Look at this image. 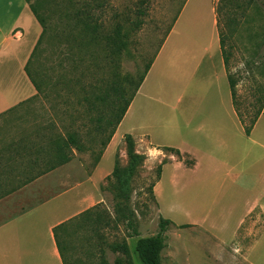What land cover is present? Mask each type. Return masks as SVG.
Segmentation results:
<instances>
[{"label":"crops","instance_id":"0c3cea01","mask_svg":"<svg viewBox=\"0 0 264 264\" xmlns=\"http://www.w3.org/2000/svg\"><path fill=\"white\" fill-rule=\"evenodd\" d=\"M191 1L186 0L182 6L99 159L90 164L86 161L88 155L72 148L69 161L45 170L50 159L48 134L40 128L45 123L35 121L30 125L32 116L24 110L38 98L34 97L36 89L25 65L42 28L28 1L0 0V264H64L53 229L105 202L106 191L102 186L113 170L116 149L118 158L126 154V148L120 146L126 136L132 138L137 153L161 162L153 193L162 217L170 219L172 225L188 224L209 234L211 251L207 257L219 258V262L230 258L255 264L253 248L264 232V112L246 134L232 101L214 0H209L208 15L200 11L190 21L198 31H185L176 38ZM31 33H35L34 39L29 38ZM188 45H192L191 53ZM166 55L173 66H181L183 72L185 67L188 78L195 79L200 70L209 77V85L220 95L211 96L210 101L219 100V111L197 118L184 114L179 107L182 92L176 89V114L171 118L162 116L164 91L157 88L153 74L161 56ZM16 65L22 71L20 81L12 73ZM33 118L38 120L36 115ZM169 148L187 154L194 163L186 165L176 153L167 151ZM217 172L224 174L220 176L224 202L218 210V220L206 215L196 217L190 207L181 208L184 220L174 219L177 206L162 205L165 182L174 190L205 182ZM254 188V192L249 191ZM247 191L251 195L242 199ZM238 205L242 210L236 213L233 237L228 240L216 235L227 230ZM259 219L261 223L255 227Z\"/></svg>","mask_w":264,"mask_h":264},{"label":"rangeland","instance_id":"374dc122","mask_svg":"<svg viewBox=\"0 0 264 264\" xmlns=\"http://www.w3.org/2000/svg\"><path fill=\"white\" fill-rule=\"evenodd\" d=\"M96 1L103 0H72L75 7L81 8L84 7L85 2H90L93 18L103 20L105 23L113 22L115 12L120 14L119 21L124 23L129 33L126 50L121 56L118 69L121 73H128L138 78L157 54L186 0H149L144 4V15L138 18L134 16L133 11L129 13V10L137 5L138 0H104L105 9L103 11L93 7ZM214 1L216 3L218 0ZM55 2L58 6V13L53 14L51 18L53 21L62 23L63 30L57 35L64 37L68 33V27L63 12L66 7H69V0H55ZM209 3V0L190 2L181 19L176 38H180L181 33L185 31L188 33H194V29L198 31L196 24L190 21H193L200 11L204 13L203 15H208ZM230 7L231 13L227 14V18L233 17L236 28L226 42L227 48L229 47L228 51H230L227 72L237 80L236 104L245 122L248 123V118L255 115L258 110L261 109L264 112V0H253L250 4L247 0H235V4H231ZM132 19L140 20L139 28H130ZM50 34L53 35L52 32ZM34 36L35 33H31L29 38L34 39ZM55 38L52 36V38L46 37L43 40L42 55L39 63L34 66L44 80V92L24 110L32 116L28 122L30 125H33L35 121L46 123L50 120L54 121V131H78L87 149L77 152L88 155L86 161L93 164L102 147L101 143L110 133V126L104 127L102 131L91 128L86 134L93 124L89 118L103 117L104 121L117 111V109L110 111V98L107 101L109 104H102L93 100V96L100 87L110 85V80L113 79V67L105 60L104 51L94 44L88 45L82 61L75 69H71L67 59L63 60L61 65L54 66L52 54ZM63 44V42L60 44L61 48H64ZM187 48L190 53L193 51L192 45H188ZM63 57L65 58L64 54ZM17 66L13 68L12 73L20 81L22 71L20 72ZM179 67L178 65L173 66L169 56L166 55L164 58L161 56L155 68L156 73L153 74V79L158 81L156 82L157 88L164 91L162 95L164 105L160 109L162 116L171 118L176 114L177 110L174 107L176 89L182 92V102L179 107L183 109L184 114L195 115L197 118L200 114L219 111L221 109L219 100L210 101L211 96L218 98L220 95L209 85V77L200 70L195 79H190L185 73V67L184 72ZM196 81L200 86H196ZM53 83L56 84L53 85ZM85 95L89 99L92 97V101L97 104L96 108L89 109V100L84 99ZM35 115L38 120L33 118ZM124 141L120 146L126 148L127 152V139ZM167 151L171 150L167 149ZM118 155V149H116L113 159L118 158ZM113 159L110 158V165H113ZM181 159L185 164V159L192 161L187 154ZM118 160L121 166H126L129 157L126 153L122 159L119 157ZM160 166L159 160H149L144 155V159L129 179L130 199L126 210L120 211L124 200L118 196L113 177L107 180L102 186L106 191L105 202H102L99 207L108 213L107 220L103 221L98 229L90 222H85L70 231L68 248L65 253L68 264H96L100 255L112 264L117 257H122V253L112 251L110 244L124 240L130 247V256L134 264H143L136 253L135 241L139 237L153 235L159 229V217L162 215L158 211L157 201L153 198L150 188L159 175ZM220 176L224 177V174L217 172L205 182L192 183L174 190H171L170 185L165 182L162 205L165 208L171 204L177 206L173 212L174 219L184 220L182 218L183 209L190 207L196 217L206 215L209 219L218 220V210L224 202V197L221 199L223 195ZM249 191L254 192L255 188ZM249 191L242 195V199L251 195ZM231 199L234 200V195ZM241 210L242 208L238 205L228 222L227 230L224 229L221 234L216 232V235L230 240L236 226V213ZM129 211L133 212V216H130ZM129 216L133 221L131 226L127 222ZM260 223L261 219L255 227ZM181 225L184 224L167 226L165 247L161 252L163 264H247L243 261L235 262L230 258L219 262V258L213 260L207 257L208 252L211 251L210 235L196 231L191 225L187 224L186 227ZM134 229L137 235H131ZM101 249L102 254L99 252ZM252 260L255 264H264V232L258 236L253 248Z\"/></svg>","mask_w":264,"mask_h":264},{"label":"trees","instance_id":"16d2710c","mask_svg":"<svg viewBox=\"0 0 264 264\" xmlns=\"http://www.w3.org/2000/svg\"><path fill=\"white\" fill-rule=\"evenodd\" d=\"M26 1L29 2L30 10L42 28L41 33L25 65V72L36 89L34 97H40L44 92V80L39 76L38 69H36L34 66L35 64L37 65L39 63V58L41 57L43 50L41 48V44L46 37H56L52 54L54 66L61 65L63 63L62 61L67 59L71 69H75L82 61V58L88 49V45L94 44L95 46H99V49L104 51L105 60H107L109 65L111 63V66L113 67V79L110 80V85L100 87L98 92L93 96V100L95 99L96 102L99 101L102 104L110 103V111H115L116 109L117 111L112 116H110V118L108 117L104 121L103 117H97L96 119L89 118L90 122L94 125L92 124V126L86 131V134H88L91 128H94L96 131H102L104 127H107L108 125L110 126V133L107 139L101 143L102 147L95 157L94 162H96L99 159L104 147L111 139L116 126L122 119L127 107L138 90L152 60L147 64L144 72L138 78L131 74L121 73L119 71V62L121 56L126 50L129 32L125 28L124 23L119 21L120 14L118 12L114 13V17L112 18L114 19L113 22L105 23L103 20L93 18L90 11V6L92 5L90 2H85L84 7L81 8L75 7L72 0H69V7H66L63 12V16L67 22L68 33L64 37H59L57 33L63 30L62 23H59L56 20L53 21L51 18L53 14L58 13V6L55 0ZM147 1L149 0H138L137 5L131 8L132 10L130 9L129 13H132L133 11L134 16L137 18L144 15V4ZM251 2H253V0H247L248 4ZM104 3V0L96 1L93 7L103 11L105 9ZM231 4H235V0H218L214 6L219 43L226 71L228 68V56L230 54V51H228L229 47L227 48L226 42L230 39L231 35H233V32L236 28L233 17L227 18V16L231 13ZM139 26L140 20L132 19L130 28L136 29L139 28ZM50 32L53 33L52 36ZM62 42L64 43V48L60 47ZM63 54L65 58L63 57ZM227 78L231 89L234 108L243 124L245 133L249 134L262 110L260 109L255 113V115L250 116L248 118V123H246L241 111L238 109L235 100V86L237 84V80L228 72ZM55 84L56 83H53V85ZM86 96L87 95H85L84 99L89 100V109L92 110L93 108H96L97 104L96 102L92 101V97L89 99V97ZM109 98L110 102L107 103ZM53 127L54 121L50 120L40 127L48 134L47 143L48 147L50 148V159L47 160L48 166L45 168V170H49L56 165H60L69 161L72 157V148H75L79 151H84L87 149L78 131H54ZM125 139H127L128 143L126 153L129 157V162L126 166H121L118 158L116 157L113 170L110 174V177H108V179L113 177L116 183V188L118 189V196L121 197L120 199L124 200L122 203L123 207L120 209V211L127 209L130 199L129 179L135 173L137 166L144 159L143 154L137 153L134 150V142L132 138L130 136H126ZM169 150L182 158L183 155L178 149L169 148ZM185 162L188 166L194 163V161L187 159H185ZM153 185L154 184L151 185L150 190L153 198L155 199ZM101 204L102 203H98L54 227V237L59 254L64 264H68L65 253L68 248L67 243L70 231L75 227L81 226V224L85 222H90L91 225L98 229L100 224L107 220L106 218L108 217V213L105 210L99 208ZM129 214L130 216H133V212H130ZM130 216L128 217L129 219L127 222L128 225L131 226L133 221ZM170 223H172L170 219L160 216L158 222V231L150 236L139 237L135 241L136 253L143 264H163L161 251L165 246V231ZM181 226L186 227L188 225L184 224ZM137 234L138 233L136 229H134L131 235ZM110 249L112 251H118L122 253V257H117L112 264H134L130 256V247L126 240L111 243ZM99 252L102 254V249ZM96 264L109 263L103 258V255H100Z\"/></svg>","mask_w":264,"mask_h":264}]
</instances>
